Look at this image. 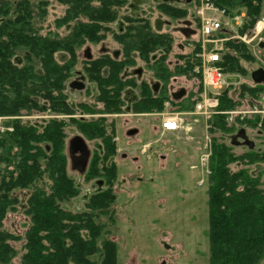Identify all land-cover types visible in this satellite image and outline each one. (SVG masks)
Returning <instances> with one entry per match:
<instances>
[{
	"label": "trees",
	"instance_id": "trees-1",
	"mask_svg": "<svg viewBox=\"0 0 264 264\" xmlns=\"http://www.w3.org/2000/svg\"><path fill=\"white\" fill-rule=\"evenodd\" d=\"M228 18L243 15L239 36L249 35L263 16L264 0H209ZM63 8L45 30L48 7ZM127 0H4L0 2V264H9L19 253L20 264H117V246L103 239L109 232L99 220L113 223L110 210L116 200L117 168L113 158L116 124L107 116L119 113L157 114L166 109L191 112L200 92L199 45L189 37L191 49L173 55L174 40L168 33L152 32L146 17L128 13ZM158 12L172 20L187 19L185 8L159 0ZM190 20L198 29V21ZM119 25L116 31L113 25ZM225 30L218 36H225ZM107 35L119 46L117 58L102 55L83 61V74L94 86L92 102H71L67 82L78 63L77 50L85 44H99ZM169 58L175 59L174 65ZM254 57L245 44L229 40L224 44L221 67L224 74L241 75L243 63ZM145 64L160 83L154 93L146 83H137L123 73ZM196 79V91L185 101L168 95L170 79ZM198 77V78H197ZM235 89L233 97L230 90ZM137 91L136 99L123 98L125 91ZM230 94V95H229ZM264 85H229L218 98L217 113L234 111L243 104L261 109ZM63 116L45 119L37 116ZM238 125H237V124ZM227 115L209 118L212 134L234 136L241 129H256L264 142V117L236 119ZM81 137L92 144L84 182L99 188L81 203V211L68 208L79 196L80 186L70 176L67 139ZM234 146L212 137L207 175L209 264H260L264 259V188L248 166H264V148L236 154ZM233 164L241 165L231 170ZM264 172V171H263ZM94 184V185H93ZM20 194V196L17 195ZM25 196H21V194ZM19 197H24L23 202ZM63 205L67 208H64ZM21 209L28 225L22 235L2 229L7 215ZM20 244V248L14 245Z\"/></svg>",
	"mask_w": 264,
	"mask_h": 264
},
{
	"label": "rangeland",
	"instance_id": "rangeland-1",
	"mask_svg": "<svg viewBox=\"0 0 264 264\" xmlns=\"http://www.w3.org/2000/svg\"><path fill=\"white\" fill-rule=\"evenodd\" d=\"M2 1L4 0H0V2ZM127 1L129 5L135 4V0ZM137 1L138 3L133 9L134 15L146 17L152 32L168 33L172 36L174 40L172 56L184 54L191 49L190 45L188 47L184 45L185 37L182 30L187 28L184 25V20H190V16L196 18L195 11L199 0L192 1V8L185 5L188 0L167 1L175 7H186L188 16L183 20H172L158 12L156 5L159 0ZM127 8L128 13L133 14L132 9L129 6ZM62 10L63 8L58 4L51 3L49 5L43 24L45 30L52 29L53 19L60 16ZM263 17L264 8L261 18ZM119 27V25H113V29L116 31ZM192 29L195 32L189 38L196 41L197 30L194 26ZM186 33L187 37L188 32ZM263 40L264 27L258 38L253 40L250 45H246L254 57L253 62L243 63L246 75L242 77L241 75L225 74L229 85L237 88L242 82L248 85L254 84L250 79L251 72L258 69L264 70V51L258 48L259 42ZM104 53L119 54V46L110 35H107L106 39L98 45L85 44L80 47L77 50L78 67L84 59L95 58ZM174 60L169 58L173 65ZM140 66V62H137L135 67L123 73L124 77L131 76L137 82L146 81L150 86H159L150 68ZM72 80L78 82V80ZM196 84V79L188 80L182 77L170 79L167 84L168 95L174 97L176 101H185L190 92L196 91ZM67 91L71 102H92V94H87L82 89L76 90L71 87ZM235 91V89H231L228 93L235 97L233 95ZM128 92L132 96H137L136 90L125 91L123 96ZM259 98L260 110L243 104L234 111L216 114L227 115L228 123L231 125L236 123V119L242 121V119H250L255 115H259L262 119L264 117V94ZM166 112L169 113L171 110L166 109L163 113ZM216 114L204 116L183 113L181 114L180 129L176 133H162L159 126L160 117L156 114L141 115L122 112L109 117L115 121L117 126L120 148L113 158L117 168L114 184L116 200L110 209L114 215L113 223L109 224L105 218L100 219L99 223L104 224L105 230L109 232L102 238L110 239L116 243L117 264H209L206 180L209 174L211 150L209 153L208 145L210 144L212 148V137H216L219 142L228 145L232 141V136H221L209 131V118ZM42 118H34V120L41 122L48 116ZM3 120L5 119L0 118V128ZM154 127H158L157 130ZM132 129H135L137 133L127 135V131ZM242 130L245 131L246 139L252 143V147L233 145L234 153L240 154L247 149L253 150L257 147L264 148V142L257 138L259 134L256 129ZM0 133L2 132L0 131ZM86 145L88 149H92L91 143ZM144 145L149 146L145 151ZM239 168H241L239 164H233L230 167L233 171ZM263 171V165L248 166V172L253 176H259L264 188ZM69 172L76 184L80 186V193L72 204H68V208L81 211L83 209L81 203L83 204L89 194L97 191L99 187L94 184L92 187L91 183L86 184L83 178L84 172L79 174L76 169L71 168H69ZM17 195L20 196L18 193ZM21 196H25V194L23 193ZM23 198L19 197L22 202ZM63 207L67 208L64 205ZM27 225V219L21 209H18L15 213L7 215L3 221L2 229L22 235ZM14 246L18 251L20 244ZM9 264H20L19 253ZM260 264H264V259Z\"/></svg>",
	"mask_w": 264,
	"mask_h": 264
},
{
	"label": "built area",
	"instance_id": "built-area-1",
	"mask_svg": "<svg viewBox=\"0 0 264 264\" xmlns=\"http://www.w3.org/2000/svg\"><path fill=\"white\" fill-rule=\"evenodd\" d=\"M195 14L198 19L196 42L199 45V54L197 55L199 64L194 69V73L199 76L201 90L198 94V101L188 114L210 116L217 113L215 109L218 104V96L229 86L220 65L224 44L229 40H238L245 45H250L263 30L264 17L256 22L250 36H239L236 34V29L241 25L242 14L228 18L209 0H199ZM223 30L227 31L224 32L225 36H218ZM157 116L160 117L159 126L162 133L179 131L182 117L180 113L166 112ZM0 131L3 132L4 129L1 127ZM208 147L210 153V144Z\"/></svg>",
	"mask_w": 264,
	"mask_h": 264
},
{
	"label": "flooded vegetation",
	"instance_id": "flooded-vegetation-1",
	"mask_svg": "<svg viewBox=\"0 0 264 264\" xmlns=\"http://www.w3.org/2000/svg\"><path fill=\"white\" fill-rule=\"evenodd\" d=\"M160 1H162V0H160ZM195 1V0H188V2H186L185 3V5L186 6H188V7H191L192 8V5H193V2ZM162 2H164V1H162ZM134 3L137 5V3H138V1L137 0H135L134 1ZM135 4H130L129 5V7L132 9V13L134 12L133 11V9H134V7H135ZM186 8V7H185ZM134 14V13H133ZM135 15H137V14H135ZM184 25L187 27V28H185V29H183L182 30V34L184 35V37H186V35H187V33L186 32H188V36L187 37H190V35H192V34H194V32H195V30L194 29H192V26H194V23L191 21V20H184ZM195 28V27H194ZM102 43V42H101ZM100 44V43H99ZM98 45V44H97ZM102 55H109V54H106V53H104V54H101L100 56H102ZM100 56H98V57H100ZM110 57H114V58H117L118 56H119V54H117V53H115L114 55H109ZM98 57H95V58H88V59H84L83 61H89V60H93V59H96V58H98ZM83 61H81L80 62V67H78V64H79V62L77 63V66H76V69L73 71V77L72 78H70L69 80H68V82H67V84H66V86H67V90H69V88H74V89H76V90H84L85 91V93H90V94H92L91 96H92V100H93V97L95 96V90H94V86L93 85H91L90 83H88L87 82V78L85 77V75L83 74L84 72H83ZM140 64H141V66L140 67H146V68H148L145 64H143V63H141L140 62ZM77 67H78V69H77ZM131 69V68H130ZM150 71H151V69H150ZM135 78H136V76L135 75H133ZM72 79H75V80H78V82H74ZM137 82V81H136ZM141 82H146V81H140V82H137V83H141ZM147 83V82H146ZM157 83H159V82H157ZM151 87H152V90H153V92L154 93H156L158 90H159V87H160V83H159V86H157L156 87V85L154 86V85H151ZM93 92V93H92ZM67 95H68V97H69V94H68V91H67ZM123 98L124 99H128L129 101H133V100H135L136 99V96H132L131 94H129V92L128 93H126L124 96H123ZM69 100H70V98H69ZM77 102H80V101H77ZM81 102H85V101H81ZM127 112H128V110L126 111V114H127ZM158 114H160V113H158ZM158 114H156V115H158ZM142 115V114H141ZM45 116H48V118H46V119H64L65 117H63V116H53V115H45ZM103 116H107L108 118L109 117H113V115H91V116H89V115H87V116H81V117H85V118H97V117H103ZM43 116H37V117H33L32 119H39V118H41V119H43L42 118ZM45 120V119H44ZM157 128L158 127H154V129L155 130H157ZM135 129H132V130H128L127 131V135H128V132H130V131H134ZM136 131V130H135ZM136 133H137V131H136ZM136 133H134L133 135H135ZM130 136V135H129ZM74 138H80V139H82L81 137H78V136H72V137H70V138H68L67 139V142H66V152H67V159H68V165H69V168H71V169H76V172L77 173H85V171H86V168H87V164H88V161H89V159H90V156H91V150L90 149H88V147H87V143H86V141H84L83 139V141H84V143H85V145H86V147H87V164H86V167H85V169H84V171L83 172H79L78 171V168H77V166H79L80 165V163H81V157H82V155L81 154H74V155H72V154H70L69 153V149H68V146H69V144H70V142L74 139ZM114 142L117 144V150H116V153H118L119 151H120V148H119V146H118V143H119V139H118V133H117V126H116V129H115V138H114ZM143 148H144V151H145V149L146 148H149V146H146V145H144L143 146Z\"/></svg>",
	"mask_w": 264,
	"mask_h": 264
},
{
	"label": "water",
	"instance_id": "water-1",
	"mask_svg": "<svg viewBox=\"0 0 264 264\" xmlns=\"http://www.w3.org/2000/svg\"><path fill=\"white\" fill-rule=\"evenodd\" d=\"M162 1L166 2L168 0H162ZM258 48L262 49L264 51V40L262 42H259ZM250 79H251L252 83H254V84L264 85V70L258 69L256 71L251 72ZM134 133H136L135 130L128 132V135H133ZM231 143H232V145H235V146L243 145V146H246L247 148L252 147V143H249L247 141L245 131L242 129L239 130L234 136H232ZM68 149H69V153L72 155H74V154H81L82 155L81 163L79 166H77V168H78L79 172H83L85 167H86V164H87V147H86L84 141L80 138H74L70 142Z\"/></svg>",
	"mask_w": 264,
	"mask_h": 264
},
{
	"label": "crops",
	"instance_id": "crops-1",
	"mask_svg": "<svg viewBox=\"0 0 264 264\" xmlns=\"http://www.w3.org/2000/svg\"><path fill=\"white\" fill-rule=\"evenodd\" d=\"M186 113V112H185ZM180 114H183V113H180Z\"/></svg>",
	"mask_w": 264,
	"mask_h": 264
}]
</instances>
